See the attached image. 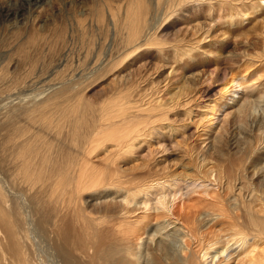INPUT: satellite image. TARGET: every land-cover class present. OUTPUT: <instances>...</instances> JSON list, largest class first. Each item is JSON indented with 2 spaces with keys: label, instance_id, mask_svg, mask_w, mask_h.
<instances>
[{
  "label": "bare ground",
  "instance_id": "bare-ground-1",
  "mask_svg": "<svg viewBox=\"0 0 264 264\" xmlns=\"http://www.w3.org/2000/svg\"><path fill=\"white\" fill-rule=\"evenodd\" d=\"M93 4L98 6L96 1ZM0 11L3 13L2 7ZM5 12L9 16V10ZM131 25L125 45L116 48L117 54L113 52L116 59L132 57L140 46L162 49L161 42L147 43L146 32L140 36L141 28L135 21ZM210 29L212 26L203 30L204 35L195 43L203 42L204 37L206 40ZM195 53L192 50L188 56L194 59ZM251 54L236 53L240 57L235 59L238 62L245 57V63H250L255 55ZM254 58L264 60V54ZM174 72L172 68L163 87L156 86L161 91L159 98L149 97V107L155 104L152 109L157 110L151 118L162 117L169 109L178 120L188 121L191 105L202 97L197 84L205 79L199 73L189 78L197 81L195 86H189L188 76H183L184 85L167 96L165 90L173 83ZM245 73L239 78L229 75L232 93L242 84L248 85ZM116 79L123 82L129 77L121 74ZM252 94L244 91L237 100L234 95L229 98L238 105L229 124L238 129L237 135L227 138L226 115L219 120V127L214 126L217 131L206 137L202 182L212 174L218 184L230 189V195L223 198L216 194L212 201H205V212L196 213L194 204L188 205V211L181 215L185 231L171 221L174 199L206 185H198L195 175L188 173L185 176L190 181L181 182L178 176L186 173L188 161L180 165L183 172L177 175L167 173L164 180L158 178L161 174L153 177L154 154L160 151L150 144L154 120L146 117L149 121L145 125L144 119L136 116L141 110L132 112L130 119L124 116L117 120L118 113L123 115L127 108L119 100L113 102L118 113L106 105L85 109L90 113L80 107H58L60 111L56 107L59 113L55 116L56 109L50 112L47 99L28 106H15L10 99L0 116V264H264V190L262 194L258 190L264 186V92L256 97ZM136 102L137 107L144 106L139 99ZM213 108L211 115L216 111ZM180 112L184 113L181 118ZM22 113L39 128L34 130L25 121H17L15 116ZM190 129L184 124L173 128L183 133ZM182 138L189 137L183 134ZM156 144L164 148L165 141ZM143 146L146 156L130 158L134 163L123 169L120 163L124 156ZM98 163L104 167L98 168ZM135 170L138 173L134 174ZM210 180L214 181L213 176ZM256 186L260 193L254 190ZM243 189L247 191L244 195ZM151 215L157 217L154 223ZM205 232L210 237H205Z\"/></svg>",
  "mask_w": 264,
  "mask_h": 264
},
{
  "label": "rangeland",
  "instance_id": "rangeland-1",
  "mask_svg": "<svg viewBox=\"0 0 264 264\" xmlns=\"http://www.w3.org/2000/svg\"><path fill=\"white\" fill-rule=\"evenodd\" d=\"M34 1L0 0L3 10V13L0 11V116L4 111L3 105L11 100L15 106H28L47 99L50 102L47 101V104L51 105L47 106L50 112L56 109L53 111L55 116L60 111L58 107H80L90 113L85 109L99 105H106L112 113H118L113 102L120 100L127 108L123 115L122 111L118 113L121 116L117 120L124 116L130 119L132 112L141 110L136 116L144 119L146 125L149 121L146 117L150 119L157 112L152 109L155 104L149 107L148 99L159 98L161 91H158V87H163L172 68L176 76L165 90L167 96L184 85L183 76H188L189 81L192 75L199 73L205 79L197 84L202 97L197 99L200 102L191 105L188 121L178 120L169 109L164 110L162 117L151 118L154 120V129L151 131L150 144L160 151L154 154L152 163L157 175L155 173L153 177L161 174L158 178L164 180L167 173L177 175L179 171L183 172L180 165L188 161L186 173L178 176L181 182L190 181V177L185 176L188 173L195 175L193 178L199 181L196 182L198 185H206L204 189L196 186L187 194H177L174 199L175 213L171 221H176L179 227L182 225L184 231L186 223L181 215L183 217L189 206L194 204L193 211L203 212L205 203L210 202L216 194L228 198L230 189L218 184L214 175L209 176V179L213 176L214 181L208 179L202 182L200 175L205 169L202 158L208 146L207 134L215 133L217 128L214 126L226 115L227 138L238 134L236 127L229 126L238 108L237 104L231 103V95L237 100L244 91L253 93L252 97L264 92V60H254V57L264 54V0H126L127 4L123 0H40L33 5ZM94 1L98 6L93 4ZM107 4L110 5L107 7ZM6 10H9V16H6ZM134 21L135 26L141 28L140 36L146 32L147 43L161 42L162 49L140 46L132 57L116 59V48L125 45L124 40ZM209 26L212 29L207 33L208 38L205 40L204 37L203 42L195 43ZM191 46L196 47L192 49L196 51L194 59L188 56L192 51ZM236 53L255 55L251 57L252 63H245V57L236 61L235 58L240 57ZM186 63L190 65L189 68ZM250 66L253 68L248 70ZM243 73L247 88L242 84L238 92L232 93L229 75L234 74L239 78ZM121 74L129 77L123 80L124 83L116 79ZM195 83L197 81L187 82L189 86H195ZM138 99L144 106L137 107ZM213 106L216 111L211 115ZM183 114L180 112L178 116L181 118ZM16 117L17 121H25L34 130L40 126L27 119L24 113ZM177 124H184L191 129L184 133L183 130L174 131ZM183 134L189 138L183 139ZM63 140L65 144L66 139ZM164 141V148L162 144H156ZM146 154L147 148L143 146L134 154L125 155L120 164H123V169L130 168L134 163L129 161L130 158H141ZM212 158L206 156V160L214 161ZM97 167L103 168L104 165L98 163ZM136 173L137 170L134 171ZM257 189L258 186L254 187L255 191L263 192L264 186H259V191ZM182 191L185 192V189ZM246 192L244 190L243 195ZM175 216L180 217L175 219ZM154 217L150 216L152 223ZM206 233L205 237L210 235ZM191 248L197 249L194 245Z\"/></svg>",
  "mask_w": 264,
  "mask_h": 264
}]
</instances>
